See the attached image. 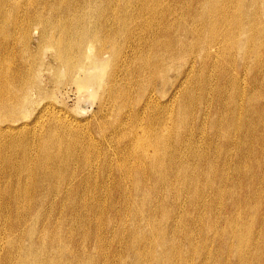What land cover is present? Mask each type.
<instances>
[{
	"label": "bare ground",
	"instance_id": "bare-ground-1",
	"mask_svg": "<svg viewBox=\"0 0 264 264\" xmlns=\"http://www.w3.org/2000/svg\"><path fill=\"white\" fill-rule=\"evenodd\" d=\"M198 1L204 14L226 10L223 0ZM241 1L230 3L236 10L231 17H221L228 29L213 34V20L205 36L195 25L181 23L171 7V20L149 19L154 7L147 0H0V264H109V255L134 264L128 254L138 253V247L125 236L139 238L159 211L166 222L149 231L156 228L164 248L180 254L184 221L191 236L217 228L211 221L213 203L225 198L235 211L240 195L233 177L245 182L249 162H261L252 151L258 144L259 153L264 150V101L258 91L264 83L258 82L259 74L264 79V42L236 43L244 58L233 63L239 70L250 65L248 57L259 60L246 85L252 92L225 66L224 57L235 51ZM256 18L250 21L257 23ZM18 46L22 51L13 66L9 54ZM43 47H52L47 59L38 53ZM190 53L194 57L181 69V59ZM199 69L207 80L210 74L217 80L208 97L206 80L200 84L194 72ZM72 85L79 98L96 99L95 130L73 126L66 115H54L39 127L36 115L22 130L28 111L53 107L55 90L66 93ZM144 202L145 209L137 206ZM149 231L148 240L154 235Z\"/></svg>",
	"mask_w": 264,
	"mask_h": 264
},
{
	"label": "rangeland",
	"instance_id": "rangeland-1",
	"mask_svg": "<svg viewBox=\"0 0 264 264\" xmlns=\"http://www.w3.org/2000/svg\"><path fill=\"white\" fill-rule=\"evenodd\" d=\"M148 1V4L151 5V7L153 6L154 7V12L153 14L151 15V17H149V19H155V20H160L161 18L164 17V15L167 17H165V19H172L173 17H176L179 18L182 20L181 23H184L187 24V25H191V26H194L196 28H198L199 32H202L203 34H205V36L209 35L210 31H208V24H210L213 20H215V26H216V29L213 30V34H215L216 32H219L221 30H225V29H228V25L226 24V22L224 20L221 19V17L225 18L227 20V15L231 17L230 14H233L236 12V10H234V7L230 4V3H234L235 0H223V5L225 6V11L224 13L220 11H217V12H213L212 14H204V6L202 4L199 3V1L197 2V0H147ZM168 1V2H167ZM196 1V2H195ZM170 2V3H169ZM175 2V3H174ZM182 2V3H181ZM242 16L239 18L236 16V19H238L240 22L238 23V27L236 28V31L234 30L235 34L233 36V40H232V45H233V49L232 51V54L234 55H231L228 57H224L225 59H227V63L225 62V66H227V68L231 69V71H237V73L239 74V80L238 82L240 81V83L242 85H244V87L249 86V77L252 75V69L251 68H256V66H258V61L259 60H255L253 57H248V62L250 65H248V67L246 69H241L239 70L238 67H236V65L234 66V62L235 63H241L243 61L244 58L242 57V52H236L238 51L237 50V45L236 43L239 45H241L242 43L247 45V42L248 40H250L251 44H248L247 46L249 47H252L251 45L253 44H257L258 42L262 41L264 42V2H262L261 0H258V3L257 4H253L252 5V2L253 1H250V0H242ZM179 3V4H178ZM181 3V4H180ZM188 3V4H187ZM175 4V5H174ZM195 4V5H194ZM169 5V6H168ZM183 5V6H181ZM197 5V6H196ZM248 5V6H247ZM263 5V6H262ZM167 6V8H166ZM232 6V7H231ZM250 6V7H249ZM172 8V12L175 14L174 16H171V14H168V9L169 8ZM230 7V8H229ZM130 8V7H129ZM157 8V9H156ZM170 8V9H171ZM185 8V9H183ZM201 8V9H200ZM250 9V10H249ZM164 10V11H163ZM167 10V11H165ZM182 10V11H181ZM186 10H189L186 11ZM196 10V11H195ZM203 10V11H202ZM247 10V11H246ZM257 10V11H255ZM133 11V9H132ZM157 11V12H156ZM163 11V13H162ZM178 11V12H176ZM193 12V13H192ZM248 12H250L252 15L251 17L248 16ZM191 13V14H190ZM240 13V12H239ZM189 14V15H188ZM193 14V15H192ZM195 14V15H194ZM204 14V15H203ZM258 14V15H257ZM188 15V16H187ZM255 16H257V23H253L252 21V18ZM260 15V16H259ZM161 16V17H160ZM195 18V19H192V17ZM195 16V17H194ZM259 16V17H258ZM88 16L86 18V21L88 20ZM127 18V22L129 21V18ZM140 17H137V20L139 21ZM144 18V17H142ZM160 18V19H159ZM178 18V19H179ZM190 20V21H189ZM205 20V22H204ZM156 22V21H155ZM198 23V24H197ZM203 23V24H202ZM183 26H181V29H182ZM187 37V38H185ZM185 37L184 40H186V43L189 42V40L191 38H189V34H185ZM206 38V37H205ZM204 38V39H205ZM203 40H200L199 42V45L203 43ZM35 41V42H34ZM30 47L32 48H35L36 46V40H35V36H33V38L31 39L30 41ZM187 45V44H185ZM198 45V44H197ZM218 44L216 43L215 44V48H217V51H218ZM35 46V47H34ZM211 47V51L214 50L215 48L214 47ZM247 46H245L244 48H246ZM19 48V49H18ZM46 48V47H45ZM43 47V50L42 51H39L38 53L40 54V57L44 58V59H47V53L50 52L52 49V47H48L49 49H45ZM19 50V51H18ZM36 50V49H35ZM22 51V48L21 47H16V48H13V50L10 51V54H9V60L12 61L11 65L13 64V66H15V62H17V58L19 56V53ZM45 52V53H44ZM219 52V51H218ZM16 53V54H15ZM18 53V54H17ZM45 54V55H44ZM191 54V53H190ZM239 54V55H238ZM17 55V56H16ZM188 55V54H187ZM186 55V56H187ZM14 56V57H13ZM235 58H234V57ZM239 56V57H238ZM194 57V55L192 56L189 55V58L185 59L182 61L181 59V69L185 68L186 67V62L190 63L189 61L192 60V58ZM216 58V57H215ZM223 58V60H224ZM233 58V59H232ZM241 58V60H240ZM219 59V57H218ZM239 59V60H238ZM234 60V61H233ZM261 60V59H260ZM185 61V62H184ZM237 61V62H236ZM256 61V62H255ZM229 62V63H228ZM8 63H10L8 61ZM223 62L217 60V64L218 65H221ZM257 64V65H256ZM261 64V62L259 63V65ZM231 67V68H230ZM235 70H234V68ZM263 71H264V65L262 67ZM227 71V70H226ZM194 72H197L198 73V81H200L199 83L202 84L204 83V81L206 80V84H207V89H209L210 91L206 90V96L208 97V94L210 95L211 93L214 94V89L213 87L215 85H217V80L210 74V79L207 80L205 78V72L202 70V69H199V70H194ZM169 73H172V71H170ZM192 73V72H191ZM227 74H229L227 72ZM226 74V75H227ZM238 74H235L236 76ZM245 75V76H244ZM260 76L258 77V82H263V78H262V75L259 74ZM201 76V77H200ZM200 77V78H199ZM240 77H243V78H240ZM200 79V80H199ZM212 80V81H211ZM209 81V82H208ZM215 81V82H214ZM245 81V82H244ZM215 83V84H214ZM239 83V84H240ZM214 85V86H213ZM200 86V85H198ZM213 86V87H211ZM226 86L228 87V90L231 89V87L226 84ZM210 87V88H209ZM261 87H264V83L262 84V86H259V96H261V99L262 102L264 101V88L261 89ZM249 88V87H248ZM247 87L245 88L246 91H249V92H252L253 89H248ZM68 91L65 93L63 90H59V89H56L55 92H54V98L56 97V99L53 98V100H55V105L53 107H47L46 109H42L39 111H34V110H30L28 111V116H26L24 118V120L27 121L28 124H26V127L25 128H22V130H26L27 127L30 126V122L31 120H34V117L36 115H38V120L36 121V125L35 126H38L40 124H43L42 122L44 123H47L51 117H53L54 115H66L65 116V119H67L68 121L71 122V124L75 127H79V126H82L84 128H82L83 130L87 129V130H95L96 129V126H98V122H99V118H95L94 117V110L97 109V106H96V99L91 96H89V98H84L83 97H78V94L76 91V88H75V85H72L71 87H67ZM213 89V90H212ZM74 90V91H73ZM198 90L200 89H196L195 91H197V95L199 93H201V91L198 92ZM212 90V91H211ZM58 92V93H57ZM64 92V93H63ZM72 92V93H71ZM75 92V93H74ZM263 92V93H262ZM60 94V95H59ZM65 94V95H64ZM63 95V97H62ZM199 96V95H198ZM82 98V99H81ZM89 99L92 101H89ZM61 100V101H60ZM260 100V101H261ZM57 101V102H56ZM61 102V103H59ZM94 102V103H93ZM63 104V105H62ZM92 104V105H91ZM66 107V108H65ZM196 107V106H195ZM194 107V109H195ZM50 108V109H49ZM63 109V110H62ZM52 110V111H51ZM56 110V111H55ZM68 110V111H67ZM42 111V112H41ZM83 111V112H82ZM44 112V113H43ZM48 112V113H47ZM51 112V113H50ZM58 112V113H57ZM40 113V115H39ZM43 113V114H42ZM53 113V114H52ZM56 113V114H55ZM80 113V114H78ZM31 115V116H30ZM45 115V116H44ZM49 115V116H48ZM51 115V116H50ZM30 116V117H29ZM41 116H42V119H41ZM47 116V117H46ZM83 117V118H82ZM75 118V119H74ZM93 118V119H92ZM40 120V121H39ZM30 121V122H29ZM86 121V122H85ZM90 121V122H88ZM39 122V123H38ZM41 122V123H40ZM81 122V123H80ZM85 122V123H84ZM78 126H77V124ZM80 123V124H79ZM96 123V124H95ZM82 124V125H81ZM86 124V125H85ZM91 124H95V125H91ZM81 129V127H79ZM86 131V130H85ZM19 133V132H18ZM21 134V132H20ZM20 134H17V135H20ZM204 143V142H203ZM202 143V145L204 146V144ZM263 147H264V143L262 144ZM261 146L260 144H258L257 146V149H255V151L253 150L252 152L255 154H258V155H261L259 156V159L261 162L260 165L259 163H255L253 161L252 162H249V165L247 166L248 168L246 169L248 175L250 176V179L249 176L247 178L246 181H249V183H246L245 182H242L241 181V178L242 176H235L233 177L235 179V181L237 180V182L239 181L238 185H237V182H235L234 184V188L237 189V193H239L240 197H239V201L237 200L236 202V208H235V211H233L234 209H229L227 207V205L225 204L226 202V199L223 198V202L222 203H218L216 205V203H213V207L211 209L212 212H214V216H213V219L211 220L212 222L214 221L215 223L214 224H217L215 225L214 227H217V228H214V230H207V231H202L201 234H194V235H189L187 230L190 229L189 225L187 224L186 221H184L185 223L182 225L181 223V253L178 254L177 252L174 253V252H171L169 251L168 249H165L164 248V241L159 239L161 236L158 237V234H157V230L156 228H152L151 231H149V227H151L152 225L154 226H157L159 227L161 225L162 222H166L165 219H163L161 216V213L160 211L158 212V216L155 218V221L152 222V224L150 225H143V230L146 232V231H149L150 233L152 232L153 237L151 236V238L148 240V238H146L145 235H149L148 232H141L140 233V237L138 238L135 234V238L130 236V235H127L125 236L126 239H129L128 241L131 243V241H133L135 243V245L138 247V253L135 252L133 249H131L129 251V254H128V257L129 258H132V262L134 264H264V150L262 152V154H260V149ZM258 152H257V151ZM111 152V150H110ZM37 153V150H34V149H31V154L32 155H35ZM263 159V160H262ZM257 164V165H256ZM250 168V169H249ZM252 169V170H251ZM259 170V171H258ZM251 171V172H249ZM251 173V174H249ZM254 178H253V177ZM252 177V178H251ZM258 177V178H257ZM238 178V179H237ZM245 183V184H244ZM244 184V185H243ZM260 184V185H259ZM262 184V185H261ZM231 185V184H230ZM256 185V186H255ZM258 185V186H257ZM255 186V187H254ZM242 191H240L241 189ZM249 190H248V189ZM253 188V189H252ZM257 188V189H256ZM239 189V190H238ZM252 189V190H251ZM262 189V190H261ZM248 190V191H247ZM257 193H256V192ZM259 191V192H258ZM263 193H262V192ZM236 192V190H235ZM254 192V193H253ZM102 193V192H101ZM254 194L256 195L254 197ZM258 194V195H257ZM262 196V197H261ZM258 197V198H257ZM231 198V197H229ZM227 199V202L230 201V199ZM247 198V199H246ZM262 198V199H261ZM252 201H251V200ZM241 201V202H240ZM246 201V202H245ZM258 202L257 204L255 203ZM260 201V202H259ZM253 205V206H250V205ZM255 204V205H254ZM144 205V206H143ZM147 202H144L143 204L141 203H137V206L139 208H146L147 207ZM222 205H225V206H222ZM168 208H170L169 205H166ZM216 206V207H215ZM248 206V207H247ZM164 207V206H163ZM220 209H219V208ZM224 207V208H223ZM258 207V208H257ZM204 209L207 208V206L203 207ZM250 208V209H249ZM242 209V210H241ZM247 209V210H246ZM239 210V211H238ZM246 210V211H245ZM257 210V211H256ZM220 211V212H218ZM244 213H242V212ZM250 211V212H249ZM229 212V214H228ZM236 212V213H235ZM246 212V213H245ZM248 212V214H247ZM200 213V212H199ZM199 213H195L196 215H199ZM216 213V214H215ZM217 213L222 215L220 217H217ZM259 213V214H258ZM226 214V217H224ZM239 214V215H238ZM196 215H193V218H195V224H198L200 222V220L198 219V217L196 218ZM233 216V217H232ZM247 216V217H246ZM262 216V217H261ZM128 220L130 218V215L127 216ZM215 218V219H214ZM222 220H221V219ZM237 218V219H236ZM245 218V219H244ZM207 218H204V220H202V223L205 225V227L207 226V224L210 222L208 221L207 222ZM217 219V220H216ZM37 218H34L33 221L36 222ZM221 220V222H220ZM243 220V221H242ZM254 221H255V224H254ZM220 222V223H219ZM253 222V223H252ZM262 222V223H261ZM77 223V222H76ZM76 223H74V226L77 227L79 226L78 223H77V226H76ZM235 223V224H234ZM222 225V226H221ZM262 225V226H261ZM256 226V227H255ZM161 227V226H160ZM147 228V229H146ZM255 228V229H254ZM78 229V228H77ZM261 231H260V230ZM185 230V231H183ZM233 230V231H232ZM252 230V231H251ZM256 230V231H255ZM190 231V230H189ZM212 231V233H211ZM220 231V232H219ZM244 231V232H243ZM208 232V233H207ZM262 232V233H261ZM143 233V234H142ZM186 233V234H185ZM204 233V234H203ZM185 235H188L189 238L186 239V237L184 236ZM211 234V235H210ZM213 234V235H212ZM225 235V238L224 236L221 237V240L218 241L217 239V236L218 235ZM233 234V235H232ZM254 234V236H253ZM257 234V235H256ZM125 235V234H124ZM138 235V234H137ZM157 235V236H156ZM169 235H172V232L169 231ZM208 235V236H207ZM210 235V236H209ZM250 235V236H249ZM111 236V234H110ZM109 234H107V238L110 237ZM155 236V237H154ZM177 237H179L178 235H176ZM195 236V237H194ZM216 236V237H215ZM233 236V237H232ZM252 236V237H251ZM263 238H262V237ZM37 237V236H36ZM35 237V238H36ZM131 237V238H130ZM174 237V236H173ZM230 237V238H229ZM258 237V238H257ZM138 238V239H137ZM172 238V237H171ZM183 238V239H182ZM196 238V240H195ZM198 238V239H197ZM213 238V239H212ZM215 238V239H214ZM233 240H232V239ZM250 238V239H249ZM254 238V239H253ZM261 238V239H260ZM138 242H137V240ZM231 239V240H230ZM258 239V240H256ZM263 239V241H262ZM92 239L89 240L88 242V245H89V250L91 251V249H93L92 247ZM212 240V241H211ZM230 240V241H229ZM149 241V242H148ZM167 242H170V237L169 239L166 240ZM192 241V242H191ZM205 241V242H204ZM218 241V242H217ZM223 241V242H222ZM251 241H255V242H251ZM261 241V242H260ZM153 242V243H152ZM209 242V243H208ZM234 242V244H232ZM122 243V242H121ZM149 243H152L151 246H147L146 244H149ZM226 243V244H225ZM257 243V244H256ZM139 246H138V245ZM156 244V246H155ZM194 244V246H193ZM249 244V245H248ZM253 244V245H252ZM260 244V245H259ZM91 245V246H90ZM145 245V246H144ZM211 245V246H210ZM216 245H219L220 247H217ZM229 248H228V246ZM118 245L115 244L114 247ZM213 246V248H212ZM227 247L226 249H230L228 250L229 252H226L224 250V247ZM258 246V247H257ZM116 247V248H117ZM120 247V246H119ZM154 247L156 249H154ZM187 247V248H186ZM189 247V248H188ZM217 247V248H216ZM104 248V245L103 247ZM207 248V249H206ZM211 248V249H210ZM257 250H256V249ZM190 249V250H189ZM133 250V252H132ZM184 250V251H183ZM213 252V253H210L208 254V252ZM224 250V252H223ZM146 251V252H145ZM164 251V252H163ZM186 251V252H185ZM201 251V252H200ZM218 251V252H217ZM252 251V253H251ZM254 251V253H253ZM93 252V251H91ZM142 252V254H140ZM188 252V254H187ZM246 252V253H244ZM259 252V253H258ZM94 253V252H93ZM127 252L124 250H122V253L121 255H123L124 257L127 255L126 254ZM206 253V254H204ZM257 253V254H256ZM261 253V255H260ZM144 254V256H143ZM147 254V255H146ZM150 254V255H149ZM192 254V256H191ZM218 254V255H217ZM231 254V255H230ZM233 254V255H232ZM250 254V255H249ZM147 257H146V256ZM225 255V257H224ZM227 255V256H226ZM252 255V256H251ZM256 255V256H255ZM132 256V257H131ZM218 256V257H217ZM237 256V257H236ZM254 256V257H253ZM110 259H108V262L109 264H121V261L118 256H112V255H109ZM118 260H117V258ZM186 257V258H185ZM195 257V258H194ZM210 257V258H209ZM224 257V258H223ZM235 257V258H234ZM241 257V258H240ZM244 257V258H243ZM252 257V258H251ZM194 258V259H193ZM238 258V259H237ZM256 258V260H254ZM258 258V259H257ZM127 259V258H126ZM145 259V260H144ZM203 259V260H201ZM243 259V260H242ZM247 259H248V263H247ZM163 260V261H162ZM205 260V261H204ZM209 260V261H208ZM230 260V261H229ZM252 260V262H251ZM261 260V261H259ZM145 261V262H144ZM156 261V262H155ZM177 261V262H176ZM197 261V262H196ZM224 261V262H223ZM237 261V262H236ZM203 262V263H202ZM209 262V263H208ZM240 262V263H239ZM257 262V263H256ZM99 264V261L98 263Z\"/></svg>",
	"mask_w": 264,
	"mask_h": 264
}]
</instances>
